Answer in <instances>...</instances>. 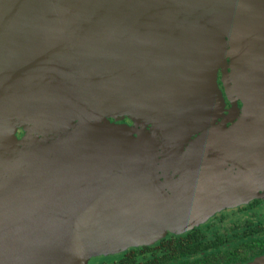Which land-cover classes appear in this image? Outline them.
Returning <instances> with one entry per match:
<instances>
[{"label": "water", "instance_id": "1", "mask_svg": "<svg viewBox=\"0 0 264 264\" xmlns=\"http://www.w3.org/2000/svg\"><path fill=\"white\" fill-rule=\"evenodd\" d=\"M218 69L245 135L264 136V0H0V186L21 179L38 198L0 225V264H74L92 230L146 241L178 200L156 169L195 167L193 150L224 125ZM50 102L49 122L68 125L46 141L38 105Z\"/></svg>", "mask_w": 264, "mask_h": 264}, {"label": "flooded vegetation", "instance_id": "2", "mask_svg": "<svg viewBox=\"0 0 264 264\" xmlns=\"http://www.w3.org/2000/svg\"><path fill=\"white\" fill-rule=\"evenodd\" d=\"M225 101L227 109L217 119L224 125L193 150L195 167L156 169L166 197L178 198L175 204L182 201L200 206L210 198L217 208L183 234H168L155 244L128 248L98 264H264V186L252 187L242 167L264 159V136H246L240 126L235 127L242 115L241 101L236 100L237 109L232 113V103L228 97ZM23 128L18 129V137H22ZM198 135L200 132L191 135L190 142L183 145V154ZM222 137L223 143H214ZM169 239L189 243L188 252L164 257L169 250L163 249L161 241ZM97 260L93 258L88 264Z\"/></svg>", "mask_w": 264, "mask_h": 264}, {"label": "rangeland", "instance_id": "3", "mask_svg": "<svg viewBox=\"0 0 264 264\" xmlns=\"http://www.w3.org/2000/svg\"><path fill=\"white\" fill-rule=\"evenodd\" d=\"M216 79H217L219 89L222 91L223 95L226 97V99L225 98L224 99L227 100V96L224 92L223 84L221 81L220 69H218ZM45 82H43V84H40L41 83V81H40V82H38V85L34 84L33 87L31 89H29V91L25 95L30 94L32 92V90L36 87H39V89L44 90L46 88L47 84L50 83V81L46 80ZM50 90H51V87H50ZM63 91L68 94L67 99L64 102V105H66V107H67L66 109L68 111H72L73 115L80 114V113H76V111H75L78 108L77 103L79 102V98H74L71 94L69 95L68 89L66 87ZM38 92H39V90H38ZM133 93L135 94L136 104H138V105L144 104V99L141 96V94L138 92V90L135 86L133 87ZM49 97L51 98L52 102L61 103V100L57 96L50 95ZM41 98H44V96ZM105 98H107L108 104L111 105L112 101L110 100V98L107 96V97H104V100H105ZM100 99L102 100L103 97L100 96ZM52 102H50L48 104L41 103L38 105V108L40 107L39 108L40 109V114H39L40 118L37 120V123L41 127H43V128L45 127V129L40 132L39 137H41V138L47 137L48 140H46V141H53L57 137L56 135H54V130H56V126L63 125V124H65L66 126L68 125V121H66V120L57 121V123H56L57 125H55V124L53 125L52 123L49 122V119L52 117L50 115H53V114L55 115V113H52V110L49 109V107H51L53 105ZM226 103H227V101H225V104ZM146 104H149V103L146 102ZM224 106H226V105H224ZM204 108L208 109L209 106L205 105ZM225 108L227 109V107H224V110H226ZM103 109L104 108L101 107L97 112L99 114H104ZM209 110H213V107L211 106ZM223 111L221 113H223ZM56 114H57V111H56ZM122 115H124V114L122 113ZM5 119H8V117ZM106 119L109 120L110 122L115 121V123H118V124H122V123H128L129 124L130 121L132 122V124H134V121L132 120V118H127V117L125 118L124 117L122 119L121 115H119V116H115V115L110 116L109 115V116H106ZM124 120L125 121L129 120V122H127V121L124 122ZM102 121H103V119H102ZM8 125L9 124L7 122H5V126L8 127ZM22 126H24V125H22ZM22 126H20L19 128H21ZM239 126H240V123L238 121L237 126H235V127H239ZM19 128H17V130H16V135L18 133ZM147 128L150 129V125ZM23 129H25V128H23ZM47 131H50L51 133L46 136ZM225 131H226V129L224 130V133H226ZM224 133H223V136L226 135ZM26 136H27L26 130H24L22 137H18V135H17L18 138L24 137L25 141H26ZM129 136L133 137V136H137V135H135V133H129ZM224 139H225V137L216 138L214 143H223ZM227 139H228V137L226 138V140ZM188 140L186 143L190 142ZM44 142H45V139H41V143H44ZM208 143H209V140L206 144L207 146H208ZM242 167L244 168L245 177L247 178L248 183L251 184L252 187L257 188V187L264 186V159H260L254 163L248 162L246 166H242ZM20 181H21V179H18L14 183L7 184L3 187L0 186L1 187L0 188V225L2 223H5V221L10 220L14 216H16L24 206L38 202L37 195L34 192L23 191L20 189V188L23 189V184H21V185L19 184ZM205 191L208 193L210 190L208 188H206ZM247 196H249V195H247ZM207 200L208 201H207V203H205V205H200V206L190 205L189 203H183L182 201L178 202V204H176L174 209L171 211L170 215L167 216V218L164 219L161 224H159V225H157V223L154 224L153 232L151 233V235L149 236V238L146 241L140 240V241L136 242V241L130 240L129 238H126L123 236L111 237L112 233H106V231H103L99 235H96L95 230H92L90 232V234L94 235L93 239L90 238L91 236H88V237H86L85 240H78L77 239V241L74 243V245H75L74 246V252H76V253L78 252L79 253L78 256L80 257V259H76V263H74V264H88V262L90 260H92L93 258L98 259L96 261L97 264L100 263L101 261H109L113 257L119 256L123 251H125L128 248L137 247L140 245L155 244L162 237H164L168 234H183L189 228L204 222L203 220L210 213V210H214L215 208H217L216 207L217 205H214V202L210 198H208ZM105 235L112 238V243H107V242L111 241L110 239H107L104 241L102 240L103 237H105ZM5 258H6L5 255H1L0 260L3 261ZM7 258L8 259H14V260H18V259L23 260V258L20 257L19 251H18V254L8 255Z\"/></svg>", "mask_w": 264, "mask_h": 264}, {"label": "trees", "instance_id": "4", "mask_svg": "<svg viewBox=\"0 0 264 264\" xmlns=\"http://www.w3.org/2000/svg\"><path fill=\"white\" fill-rule=\"evenodd\" d=\"M161 246L164 250H169L166 251L164 257L167 253V255L171 254L173 257H179L182 254L188 252L189 243L181 241V239H169L161 241Z\"/></svg>", "mask_w": 264, "mask_h": 264}, {"label": "bare ground", "instance_id": "5", "mask_svg": "<svg viewBox=\"0 0 264 264\" xmlns=\"http://www.w3.org/2000/svg\"><path fill=\"white\" fill-rule=\"evenodd\" d=\"M240 128H241L243 131H245L244 128H243V126H240Z\"/></svg>", "mask_w": 264, "mask_h": 264}]
</instances>
